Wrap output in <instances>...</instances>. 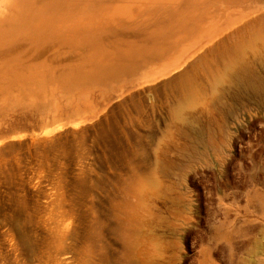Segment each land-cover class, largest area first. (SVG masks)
<instances>
[{
    "label": "rangeland",
    "instance_id": "obj_1",
    "mask_svg": "<svg viewBox=\"0 0 264 264\" xmlns=\"http://www.w3.org/2000/svg\"><path fill=\"white\" fill-rule=\"evenodd\" d=\"M12 50L0 264H264V88L190 74L203 85L183 90L179 73L143 87L141 71Z\"/></svg>",
    "mask_w": 264,
    "mask_h": 264
},
{
    "label": "bare ground",
    "instance_id": "obj_2",
    "mask_svg": "<svg viewBox=\"0 0 264 264\" xmlns=\"http://www.w3.org/2000/svg\"><path fill=\"white\" fill-rule=\"evenodd\" d=\"M27 43L126 75L141 71V85L179 73L209 87L232 76L264 88L250 80L264 74V0H0V57ZM189 79L179 88L202 87Z\"/></svg>",
    "mask_w": 264,
    "mask_h": 264
}]
</instances>
